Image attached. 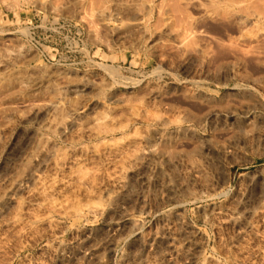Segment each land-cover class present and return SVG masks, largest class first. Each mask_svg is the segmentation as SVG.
Segmentation results:
<instances>
[{"label":"rangeland","instance_id":"374dc122","mask_svg":"<svg viewBox=\"0 0 264 264\" xmlns=\"http://www.w3.org/2000/svg\"><path fill=\"white\" fill-rule=\"evenodd\" d=\"M94 1L0 0V264H264V0Z\"/></svg>","mask_w":264,"mask_h":264},{"label":"bare ground","instance_id":"6f19581e","mask_svg":"<svg viewBox=\"0 0 264 264\" xmlns=\"http://www.w3.org/2000/svg\"><path fill=\"white\" fill-rule=\"evenodd\" d=\"M96 1H94L93 6L96 3ZM117 1H119V0H117ZM117 1H114V3L116 2L115 4H117L118 3ZM96 5H98V4L96 3ZM114 7H116V8H114ZM96 8H97V6H96ZM113 8H114L113 10L115 11V12L113 11L114 12L113 15H115V18H119L122 15V12H125V10H122L123 8L122 9L120 8V3H118L116 6H113ZM85 182L88 183V181H85ZM116 182H118L120 184H123V179L122 178H118ZM93 208L97 209L96 206L93 207ZM261 209L262 208L260 207L258 209H252V210H250L248 212L250 213V215L254 216L256 214H260V212H262ZM229 217H230L231 221L236 222V219L233 216L230 215ZM126 220H127L126 217H123L121 219L120 224H119L120 227L114 229V233H116L118 230H121L124 227L123 223ZM245 226H246L245 228L247 230H249L252 233H255L254 234L255 236L257 235L258 232H257V228H256V225L254 224V222L246 220ZM244 232L245 231H241L240 236L244 235ZM162 236L166 239L168 247H170L172 250H182L183 255L190 261V263H194L196 261V258H197V255H198V250L200 248V244L198 242L193 241L192 238H190V237H186V238L180 240L176 236V234H174L173 232H170V231L164 232ZM92 250L97 251L98 248L97 247H93ZM92 252L93 251H91V255L94 254ZM169 255H170L169 253L165 254V256H167V257ZM262 255H263V258H264V253ZM75 263H76L75 261H72V258H69L68 260L62 261V264H75ZM148 264H159V263H155V262L149 261Z\"/></svg>","mask_w":264,"mask_h":264}]
</instances>
